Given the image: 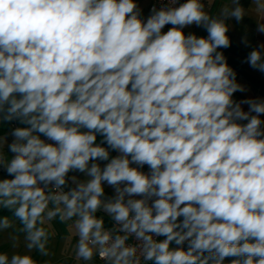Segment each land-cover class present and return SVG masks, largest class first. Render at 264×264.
Returning <instances> with one entry per match:
<instances>
[{
	"label": "clouds",
	"instance_id": "obj_1",
	"mask_svg": "<svg viewBox=\"0 0 264 264\" xmlns=\"http://www.w3.org/2000/svg\"><path fill=\"white\" fill-rule=\"evenodd\" d=\"M252 4L264 34V0ZM141 13L136 0H0V124L23 125L0 136V208L28 253L49 256L46 225L68 224L76 264H264V99H233L246 89L218 51L246 9ZM261 49L246 62L264 73Z\"/></svg>",
	"mask_w": 264,
	"mask_h": 264
},
{
	"label": "crops",
	"instance_id": "obj_2",
	"mask_svg": "<svg viewBox=\"0 0 264 264\" xmlns=\"http://www.w3.org/2000/svg\"><path fill=\"white\" fill-rule=\"evenodd\" d=\"M153 0H136L139 7L142 10V16L146 19L150 14L149 6ZM206 11L209 12L210 15L219 16L221 9L224 6L231 7V0H204ZM241 5L246 9V16L241 21H236L234 18L229 19L227 23L230 26V30L228 32V36L231 40V46L226 49H218V51H222L224 56L227 59V62L230 67L236 72V79L237 82L243 85L246 89L244 92H236L233 95V99L236 101L248 99V98H261L264 99V73H261L258 70L253 69L249 66L246 62V57L248 53L253 49L258 47L261 43H264V34L258 33L256 31V23L259 19V16L256 12L255 6L252 4V0H240ZM171 27V25H166L164 31ZM185 34L187 33H195L197 36H207V32L202 27H197L195 25L186 28ZM246 37L248 41V45L242 42V39ZM264 51V49H261ZM245 111H247V105L242 106ZM261 119H264V115H262ZM17 126L19 125L17 122ZM12 129L8 128L6 133L2 134L5 135L9 133ZM0 135V136H2ZM12 137L8 136V142H11ZM9 155H11L9 153ZM112 156L117 155L116 152L111 153ZM144 171H147V166H145ZM79 175V174H78ZM6 175L0 173V178H5ZM81 178H83L81 176ZM105 193L106 195L110 196L113 194V190L105 185ZM102 215V213H101ZM59 222L58 227L61 228V234L64 236L62 243H58L53 248L55 251H63L65 248V239L69 240L71 243V247L73 248V255L74 253V245L76 243L75 237L72 235L71 230L68 224L61 223L58 219L56 220ZM109 219L105 216V226L109 223ZM54 222V221H52ZM61 224V225H60ZM47 227H51L48 225ZM59 228V229H60ZM61 234L58 233L59 241L61 240ZM64 254H67L65 252ZM63 254V256H64ZM68 258L62 259L56 258L52 262H61V264H76L74 260V256L68 262H66ZM63 262V263H62ZM66 262V263H65ZM95 264H100L98 261Z\"/></svg>",
	"mask_w": 264,
	"mask_h": 264
},
{
	"label": "rangeland",
	"instance_id": "obj_3",
	"mask_svg": "<svg viewBox=\"0 0 264 264\" xmlns=\"http://www.w3.org/2000/svg\"><path fill=\"white\" fill-rule=\"evenodd\" d=\"M0 217H4V215H0ZM12 221V227L0 231V253H7L9 256H11L13 253H20V254H30L32 257H36V261L38 264H44L45 261H53L56 258L65 259L66 262H68L70 259L73 258V248L71 247V243H69V240L66 238L65 241V248L63 251H55L53 248H55V245L58 243H62L64 236L61 234V228L58 227L59 222L56 220H53L54 222H50V226L48 227V230L50 233H53L52 238L49 241L48 248L50 250L49 256H42L39 252L33 250L31 253L27 252V249L25 247L26 241H25V234L20 231L22 225L20 224L19 220L12 216H7ZM61 225V224H60ZM48 225H46L47 227ZM60 228V229H59ZM58 233L61 234V240L59 241V237L57 236ZM67 252V254H64ZM64 254V256H63ZM70 258V259H69ZM65 262V263H66ZM63 263V262H62ZM226 264H228V260L226 258Z\"/></svg>",
	"mask_w": 264,
	"mask_h": 264
},
{
	"label": "built area",
	"instance_id": "obj_4",
	"mask_svg": "<svg viewBox=\"0 0 264 264\" xmlns=\"http://www.w3.org/2000/svg\"><path fill=\"white\" fill-rule=\"evenodd\" d=\"M180 3L185 2V0H179ZM161 3H167V0H153L152 3L149 6V11L151 10V8L153 6H156L157 8H159L161 6ZM14 127H17V122L13 121L10 122L9 124V128L13 129ZM0 173H3L6 175V172H4L2 169H0ZM112 226V222L109 221V223L106 225V227H111ZM159 239H163V237L159 238ZM100 264H103V261L101 260H97Z\"/></svg>",
	"mask_w": 264,
	"mask_h": 264
},
{
	"label": "trees",
	"instance_id": "obj_5",
	"mask_svg": "<svg viewBox=\"0 0 264 264\" xmlns=\"http://www.w3.org/2000/svg\"><path fill=\"white\" fill-rule=\"evenodd\" d=\"M9 124L10 123H5V124H0V135L6 133V131L8 130L9 128ZM100 141V138L98 137V141ZM0 215H4V216H13L12 212L8 209H3V208H0ZM15 218V217H14ZM33 259L36 260V257L34 256Z\"/></svg>",
	"mask_w": 264,
	"mask_h": 264
}]
</instances>
